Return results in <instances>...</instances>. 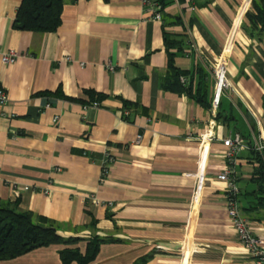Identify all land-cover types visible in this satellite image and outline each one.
Here are the masks:
<instances>
[{
	"label": "crops",
	"instance_id": "crops-1",
	"mask_svg": "<svg viewBox=\"0 0 264 264\" xmlns=\"http://www.w3.org/2000/svg\"><path fill=\"white\" fill-rule=\"evenodd\" d=\"M20 2L0 0V52L18 54L0 61V202L76 240L0 264H62L61 249L84 253L92 238L87 264H249L217 175L223 140L240 136L238 203L264 240V30L245 18L252 0H159L160 21L141 0L66 1L52 32L16 28ZM219 58L231 89L214 97ZM170 65L192 96L164 87ZM203 134L213 139L201 146Z\"/></svg>",
	"mask_w": 264,
	"mask_h": 264
},
{
	"label": "trees",
	"instance_id": "trees-1",
	"mask_svg": "<svg viewBox=\"0 0 264 264\" xmlns=\"http://www.w3.org/2000/svg\"><path fill=\"white\" fill-rule=\"evenodd\" d=\"M66 1L74 0H21L15 14L14 26L21 30L33 32H52L57 29L61 19V11ZM159 1V0H157ZM160 3V2H159ZM245 18L258 30H264V0H252L251 10ZM169 76L164 87L178 93L192 96L187 81L181 82L180 77L186 73L169 66ZM200 95L195 98L201 101ZM202 102V101H201ZM129 104H125L128 108ZM127 117H123L126 120ZM259 178H264V164H259ZM17 203L3 204L0 202V261L9 260L26 254L34 249L51 244H69L76 239H63L57 234L56 228L45 217L38 221L46 226H38L33 221L31 212L18 210ZM99 240H88L84 253L77 248L65 247L59 251L62 264H87L97 253Z\"/></svg>",
	"mask_w": 264,
	"mask_h": 264
},
{
	"label": "built area",
	"instance_id": "built-area-1",
	"mask_svg": "<svg viewBox=\"0 0 264 264\" xmlns=\"http://www.w3.org/2000/svg\"><path fill=\"white\" fill-rule=\"evenodd\" d=\"M142 5L146 7L152 13V19L155 21L161 20V5L157 0H141ZM18 54L13 50L8 52H0V61L3 64H12L15 62ZM107 68L112 70V66L107 64ZM211 73L214 79L215 85V96H218L222 92L231 89L229 79L226 74V63L225 60L219 58L215 61L212 66ZM185 78L180 77L181 82H185ZM8 101L7 94L4 89L0 88V104H5ZM96 106V103H93ZM127 114V112H125ZM59 117L57 115L53 116L52 122L57 123ZM140 136H137L135 142H138ZM213 136L210 134H203L200 136V144L203 145L204 142L210 141ZM223 144L226 147L225 157L227 159V167H225L220 173H218L217 178L226 182V193H225V207L227 215L229 216L231 223L236 230L238 241L246 249L249 264H264V240H261L254 236L250 227L248 219L241 213L240 206L238 203L239 189L235 184V177L233 174L232 164L235 160L237 153L245 147L240 136L236 135L234 138H226L223 140ZM254 149L258 152H264V140H261ZM108 162L103 165V170L106 171ZM204 184V174L200 173L197 176L193 200L194 202L199 201L201 189ZM94 204H100L101 202L95 196H89ZM110 206L111 203H107Z\"/></svg>",
	"mask_w": 264,
	"mask_h": 264
}]
</instances>
